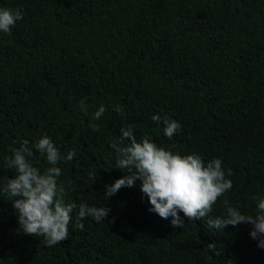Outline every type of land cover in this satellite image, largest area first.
<instances>
[{
	"label": "trees",
	"instance_id": "16d2710c",
	"mask_svg": "<svg viewBox=\"0 0 264 264\" xmlns=\"http://www.w3.org/2000/svg\"><path fill=\"white\" fill-rule=\"evenodd\" d=\"M3 8L23 18L11 35L0 32V187L14 176L4 162L17 141L47 135L62 155L76 151L57 165L76 207L68 239L47 247L17 231V213L0 196V264H264L250 224L207 227L226 217L225 199L254 215L253 197L264 198V0H0ZM165 118L181 125L172 138ZM128 126L138 142L221 159L232 189L208 217L180 213L184 227L149 211L140 181L107 198L104 186L127 171L115 167L110 142ZM33 152L43 171L49 165ZM81 203L111 211L80 230Z\"/></svg>",
	"mask_w": 264,
	"mask_h": 264
},
{
	"label": "clouds",
	"instance_id": "9594fccd",
	"mask_svg": "<svg viewBox=\"0 0 264 264\" xmlns=\"http://www.w3.org/2000/svg\"><path fill=\"white\" fill-rule=\"evenodd\" d=\"M23 18L19 9H0V32L11 35V29L17 21ZM81 110L87 113L85 102L80 101ZM117 112H122L115 106ZM106 109L103 105L91 117L99 120ZM154 122H161L159 115L152 117ZM164 134L172 138L181 129L179 122L165 118L163 120ZM90 128L97 132L100 125L92 123ZM118 139L110 142L115 150V167L125 172L122 178L113 184L105 185V196L111 198L123 187H133L140 181V188L149 199L152 207L149 209L163 219L171 217L173 227H184V218L189 221H199L208 217L218 198L231 190L233 183L226 179L222 160L213 159L205 163L198 154L181 155L159 147L144 136L138 142L132 126L120 129ZM18 148H12V155L5 160V169L14 170V176L6 177V182L0 187V196L11 201L18 216V232L25 235L43 237V243L52 247L68 239L69 225L75 205L66 203L65 188L58 183L61 176L60 161L70 162L76 155L75 149L62 155L52 139L44 135L33 145L29 140L17 141ZM33 148L49 165L43 171L34 166L29 157L34 156ZM38 163V161H37ZM230 176L231 173L229 172ZM96 175L89 179L96 181ZM257 202L254 215L241 214L237 208L230 206L227 199L226 217H215L207 220L209 229L225 230L228 226L237 227L241 223L252 226L250 236L258 241L257 246L264 249V198L253 197ZM107 206L79 205L75 227L83 230L82 220L92 217L97 223L105 221L110 214ZM180 213H183L184 218ZM215 249V244H209Z\"/></svg>",
	"mask_w": 264,
	"mask_h": 264
}]
</instances>
